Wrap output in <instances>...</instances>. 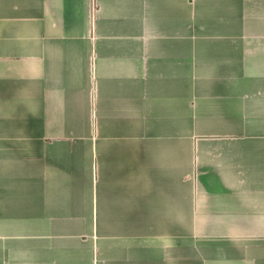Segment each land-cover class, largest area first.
<instances>
[{"label":"crops","instance_id":"crops-1","mask_svg":"<svg viewBox=\"0 0 264 264\" xmlns=\"http://www.w3.org/2000/svg\"><path fill=\"white\" fill-rule=\"evenodd\" d=\"M0 264H264V0H0Z\"/></svg>","mask_w":264,"mask_h":264}]
</instances>
